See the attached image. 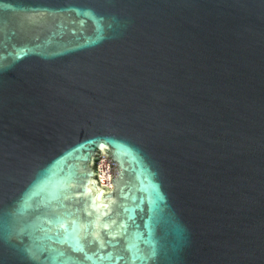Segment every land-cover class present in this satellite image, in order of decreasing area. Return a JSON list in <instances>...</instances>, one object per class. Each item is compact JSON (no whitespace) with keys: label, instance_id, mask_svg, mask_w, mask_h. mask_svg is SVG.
Listing matches in <instances>:
<instances>
[{"label":"water","instance_id":"water-1","mask_svg":"<svg viewBox=\"0 0 264 264\" xmlns=\"http://www.w3.org/2000/svg\"><path fill=\"white\" fill-rule=\"evenodd\" d=\"M0 264H264V0H0Z\"/></svg>","mask_w":264,"mask_h":264},{"label":"rangeland","instance_id":"rangeland-1","mask_svg":"<svg viewBox=\"0 0 264 264\" xmlns=\"http://www.w3.org/2000/svg\"><path fill=\"white\" fill-rule=\"evenodd\" d=\"M102 171L104 172V174L106 176H110V171H109V165H108V161L107 160H103V163H102Z\"/></svg>","mask_w":264,"mask_h":264},{"label":"bare ground","instance_id":"bare-ground-1","mask_svg":"<svg viewBox=\"0 0 264 264\" xmlns=\"http://www.w3.org/2000/svg\"><path fill=\"white\" fill-rule=\"evenodd\" d=\"M102 163L100 164V180L101 181H103V183L105 182V179H107L108 180V176H106L105 174H104V172L102 171ZM105 184V183H104Z\"/></svg>","mask_w":264,"mask_h":264},{"label":"built area","instance_id":"built-area-1","mask_svg":"<svg viewBox=\"0 0 264 264\" xmlns=\"http://www.w3.org/2000/svg\"><path fill=\"white\" fill-rule=\"evenodd\" d=\"M101 163H103V160L101 161ZM101 163H100V164H101ZM100 164H99V171H100ZM109 177H110V176H109ZM109 177H108V180H109ZM108 180L105 179V182H104V183L107 184V183H108ZM101 183L104 184L103 181H101Z\"/></svg>","mask_w":264,"mask_h":264}]
</instances>
